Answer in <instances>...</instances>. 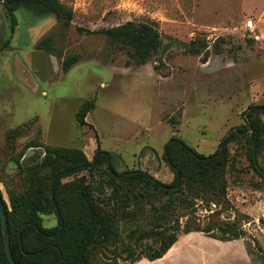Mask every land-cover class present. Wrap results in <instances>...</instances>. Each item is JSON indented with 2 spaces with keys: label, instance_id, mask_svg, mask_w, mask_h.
Listing matches in <instances>:
<instances>
[{
  "label": "rangeland",
  "instance_id": "1",
  "mask_svg": "<svg viewBox=\"0 0 264 264\" xmlns=\"http://www.w3.org/2000/svg\"><path fill=\"white\" fill-rule=\"evenodd\" d=\"M60 2L73 12L68 27L19 9L6 50L7 25L0 21V192L7 204V192L22 186L21 166L43 154L29 142L78 148L90 161L99 140L115 156L118 171L140 169L169 184L173 174L161 156L172 136L210 155L243 123L248 106L264 104V35L254 39L243 29L251 19L260 36L264 0ZM127 21L152 24L163 39L164 46L142 66L127 65L125 51L103 35L86 33ZM49 35L59 56L35 49ZM182 43L204 46L205 56L188 54ZM72 55L78 61L63 72L62 59ZM84 101L93 109L80 127L75 114ZM258 117L264 124V113ZM25 123L19 135L8 136ZM229 148L231 155L237 148V156L226 173L228 204H212L209 212L199 205L196 215L216 211L220 220L240 225L243 238L220 242L191 233L180 236L168 257L138 264H264V182L248 169L243 150ZM259 160L264 167V152ZM42 219L45 228L55 225L53 215ZM100 254H92L95 264Z\"/></svg>",
  "mask_w": 264,
  "mask_h": 264
},
{
  "label": "trees",
  "instance_id": "2",
  "mask_svg": "<svg viewBox=\"0 0 264 264\" xmlns=\"http://www.w3.org/2000/svg\"><path fill=\"white\" fill-rule=\"evenodd\" d=\"M19 9L35 18L53 17L64 28L73 18L72 9L60 0H0V21L6 23L9 37L2 50L9 48ZM86 33L103 35L110 45L125 51L126 64L134 67L146 64L164 46L158 29L146 22L127 21ZM182 47L188 54H206L204 46L194 49L182 43ZM35 49L60 53L54 50L51 35ZM78 59V55L63 58L61 70L67 71ZM92 109V102L80 105L75 114L78 126H86L85 117ZM260 113H264V104L248 106L242 113L243 123L227 133L210 155L198 154L172 136L161 156L173 174L169 184L140 169L118 171L115 156L103 151L99 140L90 161L78 148L29 142L28 147L41 149L43 154L21 166L20 190L8 191V204L3 201L15 264H95L94 252L101 253L99 264H136L161 259L180 236L189 233L220 242L243 238L235 221L220 220L216 211L200 217L196 208L200 205L209 212L212 204H228L226 173L237 156V148L230 154V144L244 151L248 169L264 182L259 160L264 152ZM26 126L15 127L8 136L19 135ZM44 214L53 215L54 226L43 227ZM0 264H8L1 220Z\"/></svg>",
  "mask_w": 264,
  "mask_h": 264
},
{
  "label": "water",
  "instance_id": "3",
  "mask_svg": "<svg viewBox=\"0 0 264 264\" xmlns=\"http://www.w3.org/2000/svg\"><path fill=\"white\" fill-rule=\"evenodd\" d=\"M233 130L230 129L228 133ZM4 199L2 198L0 194V220H1V229H2V235H3V245H4V252L6 255V259L8 261V264H15L11 251H10V245H9V233H8V227H7V219H6V212L3 206Z\"/></svg>",
  "mask_w": 264,
  "mask_h": 264
},
{
  "label": "built area",
  "instance_id": "4",
  "mask_svg": "<svg viewBox=\"0 0 264 264\" xmlns=\"http://www.w3.org/2000/svg\"><path fill=\"white\" fill-rule=\"evenodd\" d=\"M244 31L254 39H258L257 35L255 34V26L251 19H247L243 24Z\"/></svg>",
  "mask_w": 264,
  "mask_h": 264
},
{
  "label": "crops",
  "instance_id": "5",
  "mask_svg": "<svg viewBox=\"0 0 264 264\" xmlns=\"http://www.w3.org/2000/svg\"><path fill=\"white\" fill-rule=\"evenodd\" d=\"M264 8V6L262 7V9ZM252 10H254V11H256V8L254 7ZM264 35V28L261 30V33H260V36H259V38L260 37H262ZM189 234H191V233H189ZM188 235V234H187ZM183 236H185V235H183ZM180 238V237H179ZM179 238H178V240H177V242L168 250V252L162 257V259L164 258V257H168L171 253H173L172 251H174L175 249H177V247H178V242H179ZM159 260V259H158ZM161 260V259H160ZM140 262V261H139ZM139 262H137L136 264H138Z\"/></svg>",
  "mask_w": 264,
  "mask_h": 264
}]
</instances>
